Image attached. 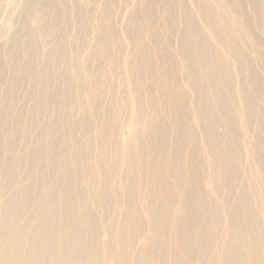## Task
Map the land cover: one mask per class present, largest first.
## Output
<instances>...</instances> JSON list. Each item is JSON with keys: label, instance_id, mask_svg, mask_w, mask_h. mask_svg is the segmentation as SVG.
<instances>
[{"label": "bare ground", "instance_id": "bare-ground-1", "mask_svg": "<svg viewBox=\"0 0 264 264\" xmlns=\"http://www.w3.org/2000/svg\"><path fill=\"white\" fill-rule=\"evenodd\" d=\"M0 264H264V0H0Z\"/></svg>", "mask_w": 264, "mask_h": 264}, {"label": "rangeland", "instance_id": "rangeland-1", "mask_svg": "<svg viewBox=\"0 0 264 264\" xmlns=\"http://www.w3.org/2000/svg\"><path fill=\"white\" fill-rule=\"evenodd\" d=\"M8 7V8H7ZM12 9L10 6H6V10L10 11V9Z\"/></svg>", "mask_w": 264, "mask_h": 264}]
</instances>
